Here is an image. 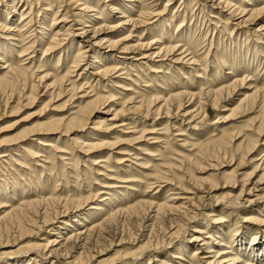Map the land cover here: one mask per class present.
<instances>
[{
  "label": "rangeland",
  "instance_id": "obj_1",
  "mask_svg": "<svg viewBox=\"0 0 264 264\" xmlns=\"http://www.w3.org/2000/svg\"><path fill=\"white\" fill-rule=\"evenodd\" d=\"M231 1L241 6L245 15L228 20V12L212 9L211 2L206 3L205 13H200L203 0H160L151 10L163 15L154 17L150 25L113 29L125 19H119V13L112 15L109 8L117 7L135 21L141 16V0L126 3L117 0H0V13L7 3L0 20L10 17L18 22L22 8L28 13L31 7L33 21L38 25L34 27L44 34L42 38L37 32L23 31L24 37L28 36L24 42L14 35L12 40L0 41L6 46L0 51L5 53L4 61L13 69L0 70V77L8 78L7 85L0 91V154L4 152L10 157L0 165V217L11 208L22 209L27 202L31 203L20 215V230L15 225L9 230L5 228L12 215L0 223V264H26L33 255L28 253L29 249L43 247L54 230L59 229L62 236L55 237L57 242L69 234L67 230L73 231L66 225L73 224L71 221L77 219L75 215L42 225L43 217L53 220L55 213L63 212L59 206L54 207L43 199L85 202L80 211L85 221H80L77 227L80 230L86 224L108 219L100 243L83 250L84 264H174L170 256L181 252L184 261L177 264H219L226 255L195 252L190 240L196 230L205 229L210 233L204 235L212 239L208 242L210 246L223 237L226 240L246 237L247 242L253 235L264 239V201L260 199L264 195V163L256 167L264 161V130L261 134L256 131L261 123L264 127V0ZM47 3L49 11L42 10ZM84 3L94 7L95 12L81 13L80 4ZM122 5L133 7L134 13H129ZM13 10L17 14H13ZM208 13L219 19L209 18L217 24L216 29L206 21ZM53 15L56 21L52 20ZM63 15L67 16L66 28L70 26L76 36H59L58 39L63 40L61 49L48 53L45 50L48 36L55 35L61 28L63 24L56 22L62 20ZM80 16L87 31L92 26L102 29L92 40L95 53L89 56L97 57L98 51L100 55H110L109 60L102 62L104 67H120L110 77L102 79L96 75L99 66L93 64L92 58L74 72L76 52L87 48V43L77 37L83 28L77 24ZM40 24L44 31L38 29ZM180 24L184 27L178 31ZM102 26L113 30H104ZM142 33L143 44L155 40L159 43L150 45L147 51L137 50V39ZM5 35L0 33V37ZM34 37L42 44H35L33 53L17 58L22 44L35 41ZM114 42L116 46H108ZM10 45H15L14 52ZM170 45H180L178 53L189 48L192 55L188 58L195 59L197 64L174 63L177 53L165 58L152 57L158 49ZM141 56H149L153 61H131ZM157 71L160 73H151ZM66 73H69L66 79H61ZM76 73L81 74L82 79H77ZM237 79L245 80L242 87L224 92L219 101L204 100L202 94L231 86ZM73 85L82 86L81 91L73 90ZM186 92L202 97L179 110L177 102L170 103L167 114L164 108L156 113L162 103L155 98L162 100L171 94ZM199 106L201 116L198 114L191 119L185 115L197 111ZM77 107L84 110L82 119H87L82 129L76 122L54 124L70 118ZM115 113L116 119L111 121ZM97 122L104 124L99 131H92ZM122 123L126 126L111 129ZM44 127L59 130L33 136ZM36 137L51 147L37 145ZM254 139L257 143L246 156V149L253 145ZM81 144L87 146L82 149ZM94 144L99 146L89 148ZM22 149L38 152L42 157L35 161H41L38 162L41 167L25 158ZM57 157H65V160ZM122 160L128 161L119 164ZM95 163L97 165H93ZM110 185L120 188L108 192L110 196L100 194L93 199L106 191L103 187ZM249 189L255 193L247 195ZM174 196L191 199L184 207L196 214L193 223H188L183 213L177 217L157 215L156 208L151 213L156 218L147 221V217L152 216L147 214L148 204H171ZM103 198H106L100 206L103 210L92 211L90 208L101 204ZM175 202L178 206L182 200ZM5 205L11 207L1 208ZM39 207L46 209V214H42ZM207 214L214 217L207 220ZM216 218L223 221L214 224L211 219ZM247 242L245 249L250 248ZM231 246L234 250H224L234 255L237 247ZM242 258L247 264H264V257L255 261L256 256L246 253ZM43 259L44 262L37 264L74 262L60 256L55 260L48 254Z\"/></svg>",
  "mask_w": 264,
  "mask_h": 264
},
{
  "label": "bare ground",
  "instance_id": "obj_2",
  "mask_svg": "<svg viewBox=\"0 0 264 264\" xmlns=\"http://www.w3.org/2000/svg\"><path fill=\"white\" fill-rule=\"evenodd\" d=\"M107 1H114V0H107ZM117 1H121V2H125L126 3V2H132V1H135V0H125V1L124 0H117ZM158 1H160V0H141V2H139V4L141 5V9H142V12L140 13L141 16H139L138 19H136L135 21L132 20L130 16H127L126 17L124 15L125 13L124 12H120V10L117 7H110L109 8V12H111L112 15L119 13V14H121V15H119L120 16L119 19H125L123 23H120L119 26L116 25L113 29H116V28H119V27H121L123 29V26H125V25H131L132 27L150 25L149 23H150V21L154 17L156 18V17H160V16L163 15V12L162 13H159V14H155L154 13V10H151V8H153L155 5H157L156 3ZM203 1H205V3L202 5V8L200 10V13H205L206 6H207L206 3L207 2H209V3L211 2L212 3V5L210 6L211 8L212 7H215V9H217V10L219 9V12L225 9L226 12H228V14H227V16L229 17L228 20L230 18L237 17V15H241V16L245 15V10L241 6H239V5L237 6V3L234 4L233 1H231V0L230 1L229 0H203ZM105 2H106V0H105ZM105 2H103V3H105ZM243 3L248 4V2H246V1H244ZM6 4H7L6 2L3 4V8L2 9L5 10ZM74 4H75V2H74ZM144 4H145V7L143 8V5ZM214 4H215V6H213ZM80 5L82 6L79 9V11H81V13H85V12L86 13H88V12H95V10H93L94 7H92V6L88 5V4H85L84 3V4H80ZM47 6H49L48 3L45 4V9H42V10L49 11V8L47 9ZM235 6H237V7H235ZM121 7L124 8V9H126V10H128L129 13H131V14L134 13V12H132V10H133L132 8L133 7L131 9H130V7L128 8L125 5H122ZM12 8H14V7H12ZM212 9H214V8H212ZM4 10L0 13L1 15H2V13L5 14ZM22 10H23V12L19 15L20 18H19V21L18 22H15V20H13V18H10L9 15H8L9 19L6 18L3 21L0 20V33H3V34L6 33L5 37H3V36L0 37V41H5V40L6 41H9V40H12L13 37H11V36L14 35L15 37L17 36L18 38H20L22 42H24L25 39L28 36L25 38L24 36L26 34H22L23 31L37 32L36 31V28L38 27V25L36 23H34V21H33L34 20L33 19L34 17H32L31 7L29 8L28 13L25 12L26 9L24 10L22 8ZM164 11H165V9H164ZM15 13L16 12H14V10H13V14H15ZM225 16H226V14H225ZM66 17H67L66 15H63L62 20H59L58 22H56V23H62L63 25L55 33V35L48 36L49 42L46 45L47 46L46 49H45L46 52L51 53L55 49H61V47H62L61 45H62V41L63 40L58 39L59 36H68V35H70L71 37L76 36V35H74V33L69 28L70 26L66 28V24H67V22H66L67 18ZM86 17H88V15H86ZM78 18L79 19L77 20L78 21L77 24L83 26V28L80 29V33L77 34V37H79L82 41H85V43H87V48H83V50H78V52H76V54H75V62L73 63L74 72L78 71V69L80 68V66H83L85 64L84 63L82 65V63L84 61L87 60V62H88V59L92 58V59H94L93 60L94 61L93 64H95L96 66H99L98 68H96V69H98V70H96L97 71L96 75H99L102 79H104L105 77H108V76L110 77L111 75L117 73L119 71L120 67L114 66V67H111V68L109 67L108 68L107 66L104 67V65L102 64L103 61H107V60H109L111 58L110 55H106V54L100 55V53L98 51L97 54H96L97 57H94L93 58L92 56H89V54L95 53V52H93V51H95V49L92 48V45L94 46L95 44L93 43L92 40L95 39V36L97 34H99V33L102 32V29H95L94 26H92L91 29L89 31H87L85 28H88V27L87 26H84L85 24L82 22V20H83L82 16H80ZM209 18L216 19V20H219V19L215 15H212L210 13L207 14V18H206L207 20L206 21L209 23L210 26H213L214 29H216L218 27L217 24H215L214 22H211L209 20ZM97 19H99V18H97ZM52 20L53 21H56L55 20V15H53ZM169 22L171 23L170 20H169ZM35 24L37 25L36 28L34 27ZM177 27L181 28V29L178 30V31H181L184 26L182 24H180ZM101 28H104V30L105 29L106 30L107 29L113 30L112 27L102 26ZM38 29L40 31H44L45 30L43 28V24H40ZM206 32L208 33V31H206ZM12 33H14V34H12ZM37 33L39 35H41L42 38H44L43 37L44 34H40L41 32H37ZM90 34H92V35H90ZM143 37L144 36H143V33H142L141 38L137 39V45H136L137 46V48H136L137 50L147 51V50H150L151 49L150 45H154L155 43H159V40H155L152 43L143 44V42H141V40H142ZM33 39H35V41L32 42V40H31L30 43H24V44H22V46L20 48V51L17 52V58L22 59L23 57L29 55V53H33L34 45L35 44H39V45L42 44V42H39L40 41L39 39H36L35 37ZM170 40L171 39L169 38L168 39V43H169ZM14 41H17V40H14ZM124 41H126V40H124ZM115 44H116L115 42L114 43H108V46L111 47V48H113L114 46H116ZM10 46L12 48L11 51L14 52V48L13 47H15V45H10ZM78 46L81 47L80 46V43L78 44ZM5 48H6V46H4L3 44H0V51L1 50L3 51V49H5ZM179 50H180V45H173V46L170 45V46H168L166 48H160V49H158V52L156 54H154V56H152V57L153 58L154 57H156V58H158V57H164L165 58L167 56H174L177 53V58L175 59V61H173L174 63H181V62L183 63V62H185V64L188 63L187 65L197 64V63H195V61H196L195 59L188 58L190 55H192V54H189V48H187L184 51H180L178 53ZM161 54H163V55L160 56ZM5 58H6L5 57V53L4 52H2V53L0 52V63H1L0 64V70L1 71H6V72L12 71L13 69H11L10 64L8 62L4 61ZM27 59H30V57L27 58ZM142 59H147L149 61H153V60H151L149 58V56L148 57L147 56H141L140 58L133 59L131 61H139V60H142ZM19 62L21 63L22 61L19 60ZM161 64H163V63H161ZM85 70L86 69H84V71ZM151 73L158 74L160 72L157 71V72H151ZM68 74L69 73L64 74L61 77V79H66V76ZM75 76L78 77L77 79H79V78L82 79L81 78V74H78L77 75V73H76ZM234 81L235 82L233 84L231 82V86H229L230 85L229 84L228 87L219 89V90L214 91L212 93L202 94V95H204V98H205L204 100H207V101H211L212 100V101H215V102L216 101H219V100H221L222 94L224 92H228L229 89L232 90V89H235L236 87H242V85L245 82V80H243V79L242 80H238L237 79V80H234ZM7 83H8V78L6 76L0 77V91H2L4 89V87L7 85ZM81 88H82V86H80L79 88H77V87H75L73 85V90H76L78 92L81 91ZM77 89H79V90H77ZM198 94H200V93H198ZM197 97H199L201 99L202 96L201 95H197V94H192V93H187L186 92V93H179V94H176V95H172L171 94L167 98H165V99L163 98L162 100L160 98H155L154 99L155 101H158V102L161 101V103H162V105H160L157 108L156 113L157 114L160 113V111L163 110V108H164L166 110L165 111V114H167L168 113V106L170 105V103H175V102L178 103L177 104V110H179L182 106H184V104H186V103H188L190 101H194V99L197 98ZM263 107H264V100H263ZM192 112H190L189 114L186 113L185 115L186 116L189 115V117L191 119H193L194 116L196 117L198 114L199 115L201 114L202 109H200V106H199V109H197V111L193 110ZM83 113H84V110H82V109L79 110V108L77 107L76 110H75V112H73L72 114H70L71 115L70 118H64L62 120L55 121L54 124H64L63 122L66 121L67 123H65L64 125H67L70 122H72V123L73 122H76L78 124V127L82 129L83 126H85V121L87 120V119H82V114ZM90 114L88 116H91ZM116 116H117L116 113L113 114V116H112L113 117V120H111V121H115ZM103 124H104L103 122H97V123H95V126L93 128H91V130L92 131H99L101 129V126ZM125 126H126V124L122 123V124H119V126H113L114 128H111V129L114 130V129H117L116 127H125ZM41 130L43 132H41ZM41 130H39V132H36L35 134H33V136H38V135L40 136V135H43V134H47L48 135V134H51V133H54V132L58 131L59 129H58V127H56V128H54V127H52V128L51 127H49V128L46 127L45 128L44 127ZM263 130H264V127H263V125L261 123V125H259V127L256 128V131H257L258 134H261L263 132ZM116 132H118V131H116ZM91 136H96V135L95 134H92ZM34 140H35V143L37 145L41 146V147H51L49 144L42 143L40 141V139H38L37 137ZM252 143H253V145L246 149V152H245V155L246 156H248L249 153H251V150H253V148L255 146L254 144L257 143V140L254 139L252 141ZM86 146H87L86 144H84V145L81 144L80 145V147L82 149L85 148ZM97 146H99V145H95L94 144L93 146H89V148H92L93 149L94 147H97ZM87 150H88V148H87ZM22 151L25 153V158L31 159L33 161H35V159H40L42 157L38 152L32 151L31 149L30 150L22 149ZM1 153L2 154H0V165H1V163L4 162V160H6V158H9L10 159V157L7 154H5L4 152H1ZM56 153H65V152H63V151L58 152L57 151ZM13 155L18 156L15 153ZM57 159H59V160H65V157H57ZM31 160H30V162H31ZM125 161H128V160H122V162H120L119 164H122ZM258 161H260V160H255L254 162H258ZM35 162H36V166L37 167H41V165L38 163V162H41V161H35ZM45 163H47V162H45ZM263 163H264V161H261V163H259L258 165H256V167L257 168L260 167V165L263 164ZM93 165H97V163H95ZM126 181H128V180H126ZM118 188H120V186H115V185L105 186V187H103V189H105L106 191L105 192L103 191V192H100L99 194H96V196H94L93 199L96 200L97 196L100 195V194H103V195H106V196H110V194L108 192H111V190L118 189ZM251 192H254L255 193V190L249 189L247 195H250ZM183 193H185V192H183ZM241 193H242V191H241ZM260 199L264 201V195ZM260 199H259V202H260ZM175 200H177V201L178 200H182V202H180V205L177 206L176 205L177 202H175ZM190 200L191 199H189L188 197H186V198H178L177 196H174L173 199L171 198V200H170V201H173V202H170L171 204H166V205L163 204V205H157V206L155 205L156 207L153 206V204H148V208L149 209H148L147 214L148 213H150V214L153 213L154 212V211L152 212L153 208H156L155 209L156 210L155 213L157 215H159V214L160 215L161 214H165L166 215L167 214V215H172L174 217L175 216L177 217V214L183 213L185 215V218H186L185 220L188 223H193V221L195 220L196 214H193L192 211H190L186 207H184V205H186V203H188ZM43 201L44 202H51V204L54 205V207H58L59 206V208H61L63 210V212L55 213V217L53 218V220L47 218V216L43 217L42 218V222H41L43 226H45V225H51V224H54V223H58L57 221L63 220L64 218H68L70 215H75V217L77 219H73V221H71V223H73L72 225H66L69 229H72L73 231L67 230V232L69 234L68 235L67 234L64 235L65 238H63L59 242H57V239L55 238L57 236L59 238L62 237V236H59L60 233H58V230H59L58 229V230H54L53 234H51V236L49 237L48 240H45L46 243H45V245H43V247H41V248H35V249H29V252L28 253L33 254V255L28 258V261H27L26 264H37L40 261H43L44 262L45 260L43 259V257L45 256V254H48V256L52 257L55 260L57 259L58 256H60V257H64L65 260L66 259L67 260H74L73 264H84L85 261L81 257V256H83L82 255L83 254V250H87L91 246H94V245L96 246L98 243H100L99 241L104 236L102 234L105 233V231H103V230L106 229L105 226L107 227V224H109L108 223V219H106L107 221H102V223H96V224H94V222H93V223H90V224H86V225H84V228L82 230H80V229H77V227L79 225H81L80 221L81 222L82 221H85V220H82L83 218L80 215V211L82 209V205L85 202L84 203L83 202L80 203V201H74V200L73 201H70V200L69 201L68 200L61 201L59 199H50V200L49 199L48 200L47 199L46 200L43 199ZM104 201H106V198H103L100 201L101 204L96 205L97 207H91L90 209L92 211H95L96 213L97 212H101L103 209L100 206H103ZM245 202H247L248 204H251L252 203L249 200L248 201L246 200ZM73 204H75V205L73 206ZM145 204H146V202H145ZM189 205H191V204H189ZM234 205L235 206H239L240 204L234 203ZM27 206H31V203L28 204V202H27V204L23 205V208L22 209H19V207L18 208H11L10 211L5 214V216L0 217V223L4 219H6L8 216L12 215L11 216V222H9L8 225H5L6 226L5 228L7 230H9L10 227H12V226L15 225V226H17V229L20 230L21 227H22V224H21L22 223V220L19 219V218H20V215L22 213L24 214V212L27 211L26 210V207ZM197 206H199V205H197ZM2 207H8L9 208L11 206H8V205L6 206L5 205V206H1V208ZM20 208H21V205H20ZM182 209H184L185 211H182ZM39 210L43 211L42 214H46V209H43V207L40 208ZM120 212H121V210H120ZM120 212H116V213H120ZM122 212H123V210H122ZM189 213H191V214H189ZM37 214L39 215V212H37ZM149 216L147 217V221L148 220L151 221L153 218H156L155 216L153 217V215L151 217H149ZM23 217H24V215H23ZM34 217H38V216L35 215ZM112 217H113V215H112ZM212 217H214L213 214H209L205 218L208 220V219H210ZM220 219L221 218H216V219H211V220L213 221L214 224H219V223H221L223 221V220H220ZM52 221H54V222H52ZM172 221H173V219H172ZM7 226H8V228H7ZM169 227H170V225H169ZM169 229H171V227ZM174 233L176 235L177 231H175ZM205 234L207 235V234H210V233H206L205 229L196 230L195 234L192 235V238L190 240V243H192L193 247L195 246V249H196L195 252L196 253H200V252H197V250H199V251H201V254L202 253L203 254H213L215 256L216 255H226V256H224L222 258V259H225V260L224 261H221L220 260L221 262H219V264H222V262H226V263L228 262L229 264H241V263L242 264H247V260H244L242 258L243 255H246V253L249 256H251V255L253 257L256 256L255 261H260V259H262V257H264V239L261 236L253 235V237L248 240L249 242L246 241L247 240L246 237H236L233 240H231L232 238L226 240L227 239L226 237L225 238L224 237L222 238V236H221L222 239L221 240L219 239L220 240L219 243H214L215 246L214 245L210 246V244L208 242L210 240L212 241V239L209 236H204ZM225 240H226V242H225ZM147 241H149V239ZM221 242H223V243H221ZM245 242H247L250 245V248L247 247L248 248V251L246 250L247 248L245 249ZM148 244H149V242H148ZM231 244L233 246H235V248L237 247V249L235 250V253L236 254H234V255H231L232 251H225L224 250V248L231 250L232 249ZM149 246H151V244ZM157 247H155V249H157ZM141 250H143V249L141 248ZM232 250H234V249H232ZM80 251L82 253H80ZM78 252H79V254H78ZM75 253H77V255H78L76 258H74V255H73ZM138 257H139V255H138ZM170 257H171V260H174L175 261L174 264H177L176 262H178V261H182V262L184 261L183 260V257H182V252L181 253H177V254H173ZM37 259H38V261H37ZM67 264H70V263H67ZM166 264H170V263L167 262ZM180 264H181V262H180Z\"/></svg>",
  "mask_w": 264,
  "mask_h": 264
}]
</instances>
